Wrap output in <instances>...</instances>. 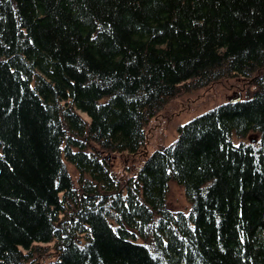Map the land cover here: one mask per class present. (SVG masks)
Instances as JSON below:
<instances>
[{
    "label": "trees",
    "instance_id": "obj_1",
    "mask_svg": "<svg viewBox=\"0 0 264 264\" xmlns=\"http://www.w3.org/2000/svg\"><path fill=\"white\" fill-rule=\"evenodd\" d=\"M240 77L130 168L172 99ZM36 263L264 264V0H0V264Z\"/></svg>",
    "mask_w": 264,
    "mask_h": 264
},
{
    "label": "rangeland",
    "instance_id": "obj_2",
    "mask_svg": "<svg viewBox=\"0 0 264 264\" xmlns=\"http://www.w3.org/2000/svg\"><path fill=\"white\" fill-rule=\"evenodd\" d=\"M251 81H246L241 77L236 79L228 78L198 90L183 93L172 99L162 112L150 122V128L148 129V135L150 136L147 146L142 150L144 151L143 154L136 159L137 163L130 162V168L133 169L134 164L139 166V163L158 147L167 146L173 142L177 137L178 125L184 124L193 117L226 102L232 92L240 94L241 99L251 96L255 89ZM82 115L88 120L85 114L82 113ZM256 139V134L251 133L247 136L246 141ZM115 165L118 169H126V166L122 165L121 159H117ZM67 168L72 176H76V171L72 165L68 164ZM169 187L168 208L172 211L188 213L191 203L185 194L183 186L172 179L169 182Z\"/></svg>",
    "mask_w": 264,
    "mask_h": 264
},
{
    "label": "bare ground",
    "instance_id": "obj_3",
    "mask_svg": "<svg viewBox=\"0 0 264 264\" xmlns=\"http://www.w3.org/2000/svg\"><path fill=\"white\" fill-rule=\"evenodd\" d=\"M238 90H240V89H238ZM230 95L231 96H230V98L228 97L229 99L227 101H236V100H239L240 99V94H238L237 92H232V94H230Z\"/></svg>",
    "mask_w": 264,
    "mask_h": 264
}]
</instances>
